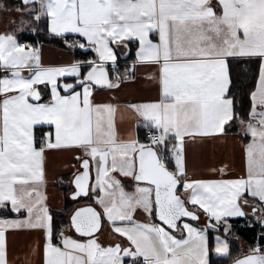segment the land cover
I'll return each mask as SVG.
<instances>
[{
  "label": "snow or ice",
  "instance_id": "obj_1",
  "mask_svg": "<svg viewBox=\"0 0 264 264\" xmlns=\"http://www.w3.org/2000/svg\"><path fill=\"white\" fill-rule=\"evenodd\" d=\"M0 14L11 25L0 32V210L16 214L0 218V264H211L213 251L231 252L210 231L227 237L233 218L264 227V0H19ZM41 26L85 59L46 66L18 38ZM120 56L134 59L121 70ZM139 68L157 96L122 103ZM125 114L147 142L122 132ZM234 127L246 140L241 173L191 177L188 145ZM53 151L76 162L71 199L95 204L66 227L48 203ZM18 231L42 241L13 261ZM232 264H264V245Z\"/></svg>",
  "mask_w": 264,
  "mask_h": 264
},
{
  "label": "crops",
  "instance_id": "obj_2",
  "mask_svg": "<svg viewBox=\"0 0 264 264\" xmlns=\"http://www.w3.org/2000/svg\"><path fill=\"white\" fill-rule=\"evenodd\" d=\"M0 16V32H4L10 23L9 19L3 14ZM25 33L30 34L33 32L25 31L20 33L18 38L25 35ZM34 46L41 48L42 62L46 66H59L76 59L75 52L70 49H60L45 43ZM119 63L123 66L125 63H131V60L124 56H120ZM149 71L150 69L148 68H139L137 70L138 78L136 82L126 85L123 90L117 94L122 103L129 101L144 102L156 98V86L147 79ZM120 126L122 132L133 130L137 131L138 134L140 128H143L140 127L139 129H136L134 120H132L127 114H125ZM243 144L244 138L239 134H227L219 139H208L203 142L189 144L187 147V168L189 175L201 179H219L220 175L212 170L219 169L225 165L229 166L231 173L240 174L243 168ZM74 163L76 162L72 159L71 153L53 151L49 154L47 162L48 203L54 210L58 227L68 226L70 224L71 214L77 208L95 206L93 201L86 197L77 200L71 199V195L74 191L72 179L75 171L71 165ZM67 204L69 207L66 206ZM0 218L8 217L0 216ZM13 218L14 217L8 219ZM140 219L143 220L144 218L141 216ZM233 219H230L229 222L231 223V220ZM203 222L204 218L202 217V223ZM231 224L234 225L233 223ZM111 238L112 237L107 232H105L102 237L105 242ZM35 241H42V235L38 231H18L10 233V259L13 261H15L17 257L22 259L29 252ZM215 255L221 257L216 253ZM33 264H40L39 257L33 258Z\"/></svg>",
  "mask_w": 264,
  "mask_h": 264
},
{
  "label": "trees",
  "instance_id": "obj_3",
  "mask_svg": "<svg viewBox=\"0 0 264 264\" xmlns=\"http://www.w3.org/2000/svg\"><path fill=\"white\" fill-rule=\"evenodd\" d=\"M0 3H6L9 6H14L18 5L19 1L0 0ZM19 39L21 43H31L32 45H39L45 43L48 45H52L56 48L69 49L61 38L50 35L46 30L43 29V26H41V30L39 32L30 34L25 33V35H22ZM72 51L75 52L76 59H85V55L83 54L82 50L75 49ZM87 58H91V54H89ZM129 59L132 60L134 59V57H131ZM121 70H123V66H121ZM144 130V128H140L139 130L140 139L143 142H145L146 140L144 139ZM238 132L239 129L234 127L233 130L228 134H238ZM244 143H246L245 138ZM66 206L69 207L68 204ZM0 216L15 218L16 214L11 213L10 211L5 213L4 210H0ZM231 223H233L234 225L232 227L231 233L227 237L224 236L222 230L220 232H209V241L213 246L215 244V237L217 235H220L222 238L228 239L231 252V258H229L217 257L213 251L211 254V264H232V260L234 258L242 257L243 255L247 254L251 247H255L257 244L264 245V239H260L261 235L264 234V227H262L258 221L252 219L251 222H249V220L239 218L231 220Z\"/></svg>",
  "mask_w": 264,
  "mask_h": 264
},
{
  "label": "built area",
  "instance_id": "obj_4",
  "mask_svg": "<svg viewBox=\"0 0 264 264\" xmlns=\"http://www.w3.org/2000/svg\"><path fill=\"white\" fill-rule=\"evenodd\" d=\"M26 44H27V43H26ZM144 134H145V138H144V139H146V140H145V142H147V136H148V132H147V130H146V129L144 130Z\"/></svg>",
  "mask_w": 264,
  "mask_h": 264
},
{
  "label": "rangeland",
  "instance_id": "obj_5",
  "mask_svg": "<svg viewBox=\"0 0 264 264\" xmlns=\"http://www.w3.org/2000/svg\"><path fill=\"white\" fill-rule=\"evenodd\" d=\"M10 27H11V25L9 24V26L7 27V29H6V30L10 29ZM6 30H4V31H6Z\"/></svg>",
  "mask_w": 264,
  "mask_h": 264
}]
</instances>
